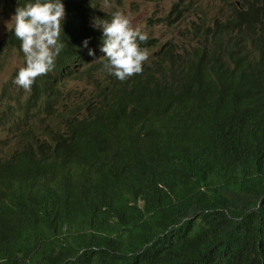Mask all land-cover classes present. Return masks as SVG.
I'll return each instance as SVG.
<instances>
[{
	"label": "trees",
	"instance_id": "16d2710c",
	"mask_svg": "<svg viewBox=\"0 0 264 264\" xmlns=\"http://www.w3.org/2000/svg\"><path fill=\"white\" fill-rule=\"evenodd\" d=\"M239 1L181 52L148 38L121 81L107 1L61 0L54 68L0 111V264H264V0ZM20 43L10 27L0 66ZM74 80L92 91L66 104Z\"/></svg>",
	"mask_w": 264,
	"mask_h": 264
},
{
	"label": "clouds",
	"instance_id": "9594fccd",
	"mask_svg": "<svg viewBox=\"0 0 264 264\" xmlns=\"http://www.w3.org/2000/svg\"><path fill=\"white\" fill-rule=\"evenodd\" d=\"M237 4L240 5L239 0ZM180 15L175 14V19ZM64 17L65 7L61 0H32L23 7H16L10 23L15 37L21 42L24 66L19 68L14 83L22 89L30 91L38 76L46 75L54 68L56 57L65 47L60 40ZM203 21L194 24L193 40L202 30ZM93 26L102 30L100 50L104 53L101 56L104 58L103 69L108 74L124 81L143 71V62L149 54L146 48H141V43L146 42L148 36L135 28L125 14L116 11L110 20L95 19ZM87 44L85 40L83 45L87 47ZM194 44V41L190 46L176 43L180 52ZM88 54L93 56V50L89 49Z\"/></svg>",
	"mask_w": 264,
	"mask_h": 264
},
{
	"label": "rangeland",
	"instance_id": "374dc122",
	"mask_svg": "<svg viewBox=\"0 0 264 264\" xmlns=\"http://www.w3.org/2000/svg\"><path fill=\"white\" fill-rule=\"evenodd\" d=\"M104 6L107 14L99 19L110 20L112 14L120 11L125 14L133 26L148 38L157 40V44L166 41L179 43L181 46H190L193 42L192 28L200 20L210 22L221 16L226 17L229 12L228 2L238 0H106ZM103 7V8H104ZM174 8L180 10L179 19H175ZM99 10H102L99 8ZM13 12L0 9V40L11 27ZM179 46H177L178 48ZM22 52V51H21ZM149 52V51H148ZM23 53V52H22ZM23 57L16 52L0 66V111L9 114L16 96L24 90L16 87L14 74L23 66ZM71 95L66 99L68 103H80L90 94L92 86L86 80H74L65 89ZM65 96V94L63 95ZM66 98V96H65ZM1 116V113H0ZM4 119L5 116H2ZM13 141L6 135V129L0 128V151L10 147Z\"/></svg>",
	"mask_w": 264,
	"mask_h": 264
},
{
	"label": "bare ground",
	"instance_id": "6f19581e",
	"mask_svg": "<svg viewBox=\"0 0 264 264\" xmlns=\"http://www.w3.org/2000/svg\"><path fill=\"white\" fill-rule=\"evenodd\" d=\"M103 3H104V2H103ZM103 3H102V4H103Z\"/></svg>",
	"mask_w": 264,
	"mask_h": 264
}]
</instances>
